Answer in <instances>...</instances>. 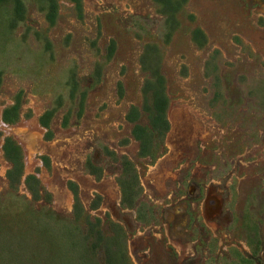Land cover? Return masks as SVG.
I'll return each mask as SVG.
<instances>
[{
    "label": "rangeland",
    "instance_id": "1",
    "mask_svg": "<svg viewBox=\"0 0 264 264\" xmlns=\"http://www.w3.org/2000/svg\"><path fill=\"white\" fill-rule=\"evenodd\" d=\"M19 1L0 264H264V0Z\"/></svg>",
    "mask_w": 264,
    "mask_h": 264
},
{
    "label": "trees",
    "instance_id": "2",
    "mask_svg": "<svg viewBox=\"0 0 264 264\" xmlns=\"http://www.w3.org/2000/svg\"><path fill=\"white\" fill-rule=\"evenodd\" d=\"M6 0H0V4H3V2H5ZM14 3V7H15V11L17 12V9L20 8V1L19 0H12ZM47 3V11L48 13H51V16L54 14L55 11V5L54 2L52 0H46L45 1ZM74 2L76 3V1L74 0ZM7 152V151H6ZM13 162V160H12Z\"/></svg>",
    "mask_w": 264,
    "mask_h": 264
}]
</instances>
